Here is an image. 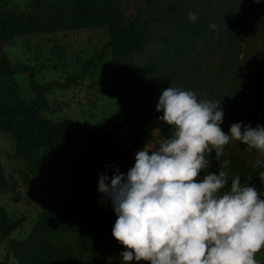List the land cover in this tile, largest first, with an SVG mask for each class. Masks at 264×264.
<instances>
[{
	"label": "rangeland",
	"instance_id": "rangeland-1",
	"mask_svg": "<svg viewBox=\"0 0 264 264\" xmlns=\"http://www.w3.org/2000/svg\"><path fill=\"white\" fill-rule=\"evenodd\" d=\"M113 4L122 11L120 20L124 27H129L135 18L150 23V37L143 52L132 58L133 65L163 53L173 37L180 40L179 23L165 20V17L195 13L198 17L192 21L195 31L197 28L202 31L191 36L189 41L194 57L205 46L211 52L208 62L202 53L205 69L209 67L215 72L224 64L231 66L233 75L238 76L245 86L239 100L244 118L239 123L250 124L252 128L257 124L264 126V117L260 121L252 113L258 97H264V0H114ZM63 11L60 0H0V17L4 13L10 14L13 24L9 31L12 43L2 45L1 49L10 65L23 63L34 67L40 85L50 81L64 83L67 76L77 74L80 63L99 50L109 37L108 27L103 24L68 29L58 19ZM104 11L105 8L101 10ZM111 65V57L106 55L90 66L84 78L66 87L52 86L44 93L47 108L40 112L42 118L52 122L69 119L84 130L107 129L93 135L92 147L98 152L112 150L123 155L120 163H113L104 172L101 161L106 157L84 148L76 153L77 159L92 171L98 183L102 174H106L110 181L117 169L127 174L134 166L138 151L145 149L151 154V150H157L165 141L157 129L146 141L145 135L124 124ZM10 80L15 84L17 97L35 98L28 74L16 72ZM212 82L213 76H210L205 98ZM5 94L4 85L0 83V96ZM213 94L218 97L222 91ZM9 115L0 116V213L10 220L22 218L23 222L9 237L0 238V261L18 264L8 251V241L27 239L39 214L59 196L70 179L53 181L49 177L54 155L47 145L34 146L25 132L28 125L26 113L15 117L9 131L2 128L3 122L10 123ZM130 115L134 120L133 109H130ZM239 147L244 150L239 155V162H248L251 156L264 161V152L257 150L252 154L243 143ZM259 195L264 199V191ZM113 227L112 222L96 238L87 239L84 254L87 264H127L120 255L126 249L113 237ZM61 243L70 251L80 250L72 230L64 231ZM255 259L257 264H264V248L255 254ZM131 264L147 262L133 260Z\"/></svg>",
	"mask_w": 264,
	"mask_h": 264
},
{
	"label": "trees",
	"instance_id": "trees-1",
	"mask_svg": "<svg viewBox=\"0 0 264 264\" xmlns=\"http://www.w3.org/2000/svg\"><path fill=\"white\" fill-rule=\"evenodd\" d=\"M113 1L60 0L64 11L58 15V19L68 29L92 28L103 24L109 30V37L103 46L90 58L82 61L78 73L67 76L64 83L50 81L40 85L36 81L34 67L23 63H8L1 46L12 43L9 31L12 30L13 24L10 14L4 13L0 17V83L6 91L5 95L0 96V116L10 114V123L3 122L2 128L9 131L15 117L26 113L28 125L25 132L31 137L34 146L40 148L47 145L54 155L49 177L53 181L70 179L59 196L39 214L27 239L8 241V251L18 264H87L88 259L84 255L87 251L85 248L88 247L87 239L91 236L96 238L110 223L115 224L117 219L111 202L105 200L98 191L96 176L82 165L76 153L80 148H84L95 155L106 157L101 161L104 172L113 163H120L124 156L112 150L98 152L92 147L93 135L98 131L107 130L105 128L88 131L69 119L52 122L42 118L40 112L47 108L44 93L52 86L66 87L69 83L84 78L94 62L109 55L124 124L145 135L146 141L155 129L159 130L165 140L172 138L171 126L161 121L159 117L163 113L156 111L162 91L170 87L192 91L198 101L211 100L220 104L223 111V123L220 127L225 134H230L231 125L244 118L239 100L240 92L245 86L238 76L233 75L232 67L227 64L215 72L209 67L205 69L202 53L206 62L211 56L205 46L200 48L194 57L195 53L189 41L191 36L198 35L202 30L197 28L198 31H195L196 27L188 15L172 14L165 17V20L179 23L180 40L173 37L163 53L133 65L132 58L143 52L150 37V23L135 18L129 27H124L120 20L122 11ZM103 8L105 11L102 13ZM16 72L28 74L30 89L35 93L34 99L27 100L16 96L15 84L10 80ZM210 76H213V82L208 87V97L205 98ZM215 91H222V94L215 97ZM255 104L252 113L261 121L264 117V97H258ZM130 109L134 111V120L131 118ZM13 136H16L15 131ZM240 144L239 141L230 139L219 159L215 158V149L210 154L205 153L209 164L200 172L197 182H201L209 173L218 174L219 171H225L227 182L220 190L221 194L230 192L236 177H239L241 186L255 185L259 194L264 191V178L260 176V173L264 172V161H258L251 156L248 162H239V155L244 152L239 147ZM250 151L253 154L257 149ZM226 160L230 163L224 167ZM252 173L257 176L252 177ZM22 222V218L10 220L4 213H0V238L9 237ZM67 229L75 233L79 252L70 251L61 243L63 233ZM0 264L7 263L0 261Z\"/></svg>",
	"mask_w": 264,
	"mask_h": 264
},
{
	"label": "clouds",
	"instance_id": "clouds-1",
	"mask_svg": "<svg viewBox=\"0 0 264 264\" xmlns=\"http://www.w3.org/2000/svg\"><path fill=\"white\" fill-rule=\"evenodd\" d=\"M189 19L198 17L189 13ZM156 111L171 126L172 138L151 154L138 151L127 174L117 169L110 181L106 174L99 178L98 191L117 216L112 235L126 249L123 261L257 264L255 254L264 248V199L255 185L241 186L236 177L230 192L221 194L225 171L201 182L197 177L209 164L205 153L215 149L219 159L230 139L264 152V126L235 123L225 134L220 104L173 87L162 91Z\"/></svg>",
	"mask_w": 264,
	"mask_h": 264
}]
</instances>
